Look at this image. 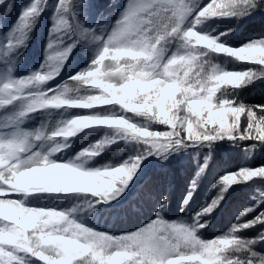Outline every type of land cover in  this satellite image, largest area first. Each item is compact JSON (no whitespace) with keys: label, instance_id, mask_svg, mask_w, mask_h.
I'll list each match as a JSON object with an SVG mask.
<instances>
[{"label":"snow or ice","instance_id":"obj_1","mask_svg":"<svg viewBox=\"0 0 264 264\" xmlns=\"http://www.w3.org/2000/svg\"><path fill=\"white\" fill-rule=\"evenodd\" d=\"M99 8L94 0H28L0 31V264H264V231L246 235L264 225V164L218 175L215 196L190 219H169L168 195L140 175L149 158L208 149L183 214L215 146L248 157L264 149V103L242 96L264 83V35L230 42L239 24L264 16V0H125L108 23ZM16 9L0 0V16ZM49 9L44 58L18 75ZM81 49L84 67L53 85ZM219 56L245 67L229 70ZM121 145L132 149L126 159L97 164ZM245 185L254 203L226 231L202 238L229 190ZM125 204H142L146 221L115 234L85 220Z\"/></svg>","mask_w":264,"mask_h":264},{"label":"trees","instance_id":"obj_2","mask_svg":"<svg viewBox=\"0 0 264 264\" xmlns=\"http://www.w3.org/2000/svg\"><path fill=\"white\" fill-rule=\"evenodd\" d=\"M17 6L16 11H13L6 18L0 16V31L4 30V26H10L16 18L17 12L21 6L26 4L28 0H9ZM54 0H49V3ZM100 6L99 11L104 14L103 23H108L113 20L119 8L125 3V0H94ZM51 9L47 10L41 17L37 28L32 34L27 49L23 53L22 62L18 65L17 74L26 75L30 70L39 68L41 61L44 58V47L47 42L48 29L50 27ZM95 21L93 24L95 25ZM212 27L217 30H223L228 25L222 23L220 25L212 24ZM264 35V16L254 17L237 26V32L234 34V39L230 41L234 47H238L241 41L250 37H259ZM83 49L74 53L70 59V63L65 66V71L62 72L61 77L56 81L51 82L53 85L62 83L68 75L79 71L84 67L85 61L83 58ZM217 61L224 64L229 70H241L245 67L242 63L226 62L223 56L217 57ZM243 98L248 103H264V83L259 84L250 90H245L242 93ZM102 110V109H97ZM83 111V110H75ZM39 119L33 121L27 127H35L39 124ZM154 129L165 130V126L153 125ZM104 135L101 131L95 136H91L80 140L74 145L75 151L95 140H99ZM132 149L121 145V150L107 151L102 158L97 159V164H105L108 162L117 163L122 159H126L131 154ZM74 154V153H73ZM209 154L208 149H188L185 152H180L170 157L167 161L161 163L160 161L149 158L142 165L143 172L141 175V182L147 179L155 181V189L157 192L163 191L169 197L168 213L169 219L188 218L199 210L201 204L206 200H210L216 194L213 184L216 182V177L223 174L224 171H235L240 166L258 167L264 164V149L257 150L250 157H248L242 149L234 148L230 144L222 143L215 146L211 151V159L209 161L208 170L204 177L199 181V186L194 193L190 206L185 209L183 214L180 213L179 205L181 200L187 194L188 185L194 176L198 165L203 163L204 157ZM235 190H229L222 206L219 207L208 219L210 221L208 228L202 233V238L211 239L216 235L226 231L230 224L235 220L236 215L242 209L251 206L254 201L250 199L254 194L250 186H234ZM264 188V185H261ZM135 199V197H130ZM236 202L233 203L232 200ZM37 204H47L48 201H36ZM66 203V202H62ZM115 203V202H113ZM69 206L67 204L59 205ZM105 211L97 209L96 213L86 216L85 220L93 226L109 231L115 234H120L125 231L132 230L134 227L146 221L149 212L142 204H137L136 207L131 208L127 204L120 208H111L109 205H104ZM251 218V217H249ZM257 231H264V225L257 229L246 233L248 236L256 235Z\"/></svg>","mask_w":264,"mask_h":264},{"label":"rangeland","instance_id":"obj_3","mask_svg":"<svg viewBox=\"0 0 264 264\" xmlns=\"http://www.w3.org/2000/svg\"><path fill=\"white\" fill-rule=\"evenodd\" d=\"M232 202H233V203H235V202H236V200H235V199H233V200H232Z\"/></svg>","mask_w":264,"mask_h":264}]
</instances>
